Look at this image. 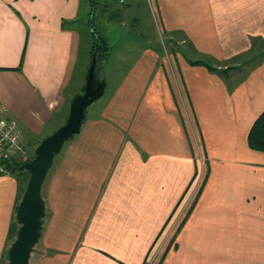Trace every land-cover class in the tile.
I'll list each match as a JSON object with an SVG mask.
<instances>
[{"label": "crops", "instance_id": "crops-1", "mask_svg": "<svg viewBox=\"0 0 264 264\" xmlns=\"http://www.w3.org/2000/svg\"><path fill=\"white\" fill-rule=\"evenodd\" d=\"M80 1L0 0V116L31 146L83 84ZM92 1L90 20L111 8ZM145 2L153 44L61 148L31 264H264V152L247 142L264 110V0ZM21 181L0 175V264Z\"/></svg>", "mask_w": 264, "mask_h": 264}, {"label": "water", "instance_id": "water-1", "mask_svg": "<svg viewBox=\"0 0 264 264\" xmlns=\"http://www.w3.org/2000/svg\"><path fill=\"white\" fill-rule=\"evenodd\" d=\"M98 67V58L94 50L85 70L81 90L70 100L64 122L42 137L34 148L32 158L21 165L28 172V179L15 209V218L19 226L15 238L6 250V264L29 263L30 255L41 235L42 219L45 214L41 185L64 142L80 131L87 117V107L103 95L106 81L96 73Z\"/></svg>", "mask_w": 264, "mask_h": 264}, {"label": "rangeland", "instance_id": "rangeland-1", "mask_svg": "<svg viewBox=\"0 0 264 264\" xmlns=\"http://www.w3.org/2000/svg\"><path fill=\"white\" fill-rule=\"evenodd\" d=\"M89 1L90 0L80 1V21L76 23V28L79 30L81 38L79 47V58L74 72L75 74L73 83L76 84L84 80L83 70L85 65L87 68L90 59V49L93 44L94 38L92 31L93 29L96 31L97 35H99L103 40L106 41L108 45L112 46H110V51L108 57L106 58V60H108L103 62V75L100 74V76L103 77L106 81L103 95L87 107V116H91L95 112V110L100 107L101 104L107 99L108 95L119 82L120 78L122 77V73L124 72V69L128 67L130 61L136 58L144 47L153 44L152 37H155L156 35L153 15L150 10H148L145 0H141L144 2V4L140 3L138 12H134L129 7H123V4L119 0H109L111 2V8L108 9L106 14H100L101 17L96 14L95 17L91 20L89 14L87 13L90 5ZM97 1L100 2V0ZM98 2L95 4V6L97 7L99 6L97 5ZM97 9L98 8H96V10ZM133 16L136 17L135 21H133ZM89 21H92V28H90L89 26ZM190 57L194 58L193 54H191ZM116 58L117 61H115ZM61 120L62 119L59 118L53 128H57L60 123L62 124V122H64L63 120ZM52 129H50V131ZM50 131L48 132L51 133L52 131ZM37 142L38 139L32 145V152ZM66 143L67 141L64 142L62 149L65 147ZM59 153L56 154L54 157V165L59 159ZM52 166L47 171L45 179L49 176ZM19 177H21V180H23L24 182L26 176H22V174H19ZM23 182L21 181L20 184L23 185ZM43 186L44 183L41 187L42 197L44 195L42 192ZM46 211L47 209H45V212ZM40 242L41 238L35 244L34 250L30 255L28 264L32 263V259L34 258L36 251L39 248Z\"/></svg>", "mask_w": 264, "mask_h": 264}, {"label": "trees", "instance_id": "trees-1", "mask_svg": "<svg viewBox=\"0 0 264 264\" xmlns=\"http://www.w3.org/2000/svg\"><path fill=\"white\" fill-rule=\"evenodd\" d=\"M96 3H97L96 1H92L91 5H94ZM91 22L92 21H90V28H92ZM92 31H93L94 38H93V44H92L91 49H90V56H91V53L94 50H96V55L98 58V65H99L96 73L103 75L102 74L103 69H104L103 62L106 61V58H107V48H108L107 46H108V44L99 35H97V33L94 29ZM190 62L192 64H199L201 62L204 64L206 63V62H203L202 60H190ZM54 129L55 128H53L51 131H53ZM48 133L49 132H47L46 134H48ZM41 138L38 139V142ZM247 142H248V146L251 149L264 152V110L260 113V115L253 122V124H252V126L248 132V135H247ZM32 155H33V152L28 159H30L32 157ZM22 163L23 162L17 160V161H12L10 163H7V165H6L9 168V170L12 171V173L17 172L19 174L26 176L24 182L22 181L23 185L20 186L19 199L21 197V194L25 188L26 181L28 179V172L21 167Z\"/></svg>", "mask_w": 264, "mask_h": 264}, {"label": "built area", "instance_id": "built-area-1", "mask_svg": "<svg viewBox=\"0 0 264 264\" xmlns=\"http://www.w3.org/2000/svg\"><path fill=\"white\" fill-rule=\"evenodd\" d=\"M29 156L30 147L23 141L20 125L10 116H0V175L9 172L7 163L24 162Z\"/></svg>", "mask_w": 264, "mask_h": 264}, {"label": "clouds", "instance_id": "clouds-1", "mask_svg": "<svg viewBox=\"0 0 264 264\" xmlns=\"http://www.w3.org/2000/svg\"><path fill=\"white\" fill-rule=\"evenodd\" d=\"M24 141V140H23ZM25 143V142H24ZM26 144H28V143H26ZM29 145V144H28ZM37 145V144H36ZM29 147H30V155H31V153H32V150H31V148H32V146L31 145H29ZM34 151V150H33ZM30 157V156H29Z\"/></svg>", "mask_w": 264, "mask_h": 264}]
</instances>
